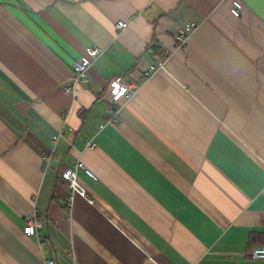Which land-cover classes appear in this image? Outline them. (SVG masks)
<instances>
[{"label":"crops","instance_id":"1","mask_svg":"<svg viewBox=\"0 0 264 264\" xmlns=\"http://www.w3.org/2000/svg\"><path fill=\"white\" fill-rule=\"evenodd\" d=\"M231 1L0 0V264H264V0ZM79 159L93 202L61 178Z\"/></svg>","mask_w":264,"mask_h":264},{"label":"built area","instance_id":"2","mask_svg":"<svg viewBox=\"0 0 264 264\" xmlns=\"http://www.w3.org/2000/svg\"><path fill=\"white\" fill-rule=\"evenodd\" d=\"M243 3L240 0H232L230 4L231 12L239 16L242 13ZM126 26V21L120 19L116 23L117 29H122ZM194 23L187 22L182 27V30L177 34V39L182 44L187 41L190 31L192 30ZM102 51V48L97 43L92 44L87 47V53L89 58H79L73 62V76L71 78V83L65 86V91L76 94L81 84L87 83L89 80V67L91 65V61L97 58ZM166 59L165 53H158L155 55L154 61L149 65V67L143 72V76H148L155 70L164 67ZM140 81L127 78L124 75H118L115 79V87L111 91V101L116 105L124 102L131 93H133L137 87L139 86ZM112 108L109 109L108 113L109 121H116L115 115H111ZM62 132L55 135L53 137V143L55 144L57 139L62 136ZM88 146H94L95 143L91 141H87ZM58 156L55 152H50L44 156V162L49 163L50 161H57ZM83 168L87 174L96 178L95 174L85 166L83 161L80 159L77 160L74 165H66L61 171V178L68 185L71 197L73 195H81L82 197L87 198L88 201L93 202V199L89 197L87 189L78 178V169ZM42 226V219L38 216L37 213L30 214L27 216L24 231L29 235H37L39 228ZM250 256L256 259H264V245H257L252 248L250 251ZM46 264H55L54 259H47Z\"/></svg>","mask_w":264,"mask_h":264},{"label":"trees","instance_id":"3","mask_svg":"<svg viewBox=\"0 0 264 264\" xmlns=\"http://www.w3.org/2000/svg\"><path fill=\"white\" fill-rule=\"evenodd\" d=\"M251 237L257 239L259 245H264V231H257L255 233H252Z\"/></svg>","mask_w":264,"mask_h":264}]
</instances>
